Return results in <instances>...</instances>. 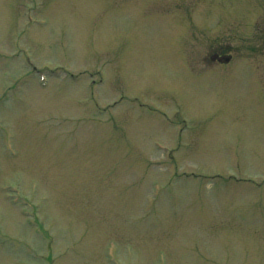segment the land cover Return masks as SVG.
Instances as JSON below:
<instances>
[{"label": "rangeland", "instance_id": "1", "mask_svg": "<svg viewBox=\"0 0 264 264\" xmlns=\"http://www.w3.org/2000/svg\"><path fill=\"white\" fill-rule=\"evenodd\" d=\"M212 2L0 0V264H264V0Z\"/></svg>", "mask_w": 264, "mask_h": 264}, {"label": "flooded vegetation", "instance_id": "2", "mask_svg": "<svg viewBox=\"0 0 264 264\" xmlns=\"http://www.w3.org/2000/svg\"><path fill=\"white\" fill-rule=\"evenodd\" d=\"M176 2V0H175ZM214 5L219 6V0H215V2H212ZM182 6L186 7L185 11ZM196 5H187L184 4L180 6L179 3L174 4L172 7L175 10H178L180 13L178 14H173V17H180V18H192V15L190 14L191 8ZM262 12L263 15L260 16L259 21L256 20L257 14L252 16L249 22H253V25L251 26V31L248 33L251 35L249 36V42H248V50L255 54V53H260L264 56V4L262 6ZM189 10V12H188ZM216 17H220L219 15H216ZM219 21V20H218ZM262 24V25H261ZM227 45V44H226ZM225 54H232V47L229 44L226 46L220 44L218 41H215V44L209 46L208 50L203 52V58L204 61L210 62L212 64H223L220 60H222L223 55Z\"/></svg>", "mask_w": 264, "mask_h": 264}]
</instances>
